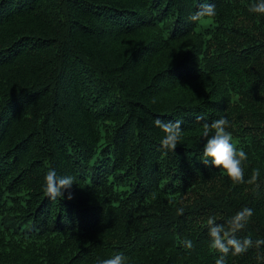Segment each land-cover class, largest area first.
Instances as JSON below:
<instances>
[{
    "label": "trees",
    "instance_id": "16d2710c",
    "mask_svg": "<svg viewBox=\"0 0 264 264\" xmlns=\"http://www.w3.org/2000/svg\"><path fill=\"white\" fill-rule=\"evenodd\" d=\"M253 2L0 0V264L117 253L215 264L207 217L226 223L245 207L254 214L237 237L264 239V15ZM204 3L216 16L190 22ZM221 116L259 188L200 162L202 124ZM177 118L183 136L164 152L154 121ZM50 169L76 180L55 201ZM258 252L227 264H264Z\"/></svg>",
    "mask_w": 264,
    "mask_h": 264
},
{
    "label": "clouds",
    "instance_id": "9594fccd",
    "mask_svg": "<svg viewBox=\"0 0 264 264\" xmlns=\"http://www.w3.org/2000/svg\"><path fill=\"white\" fill-rule=\"evenodd\" d=\"M248 11L253 14L264 15V0H254L249 6ZM216 16V8L214 4L204 3L199 10L189 16V21L194 24H201ZM204 120L202 115H198L196 122L199 124ZM182 119L175 120H161L154 121L155 127L162 131L163 138L160 141L162 151H175L178 143L183 136ZM230 122L225 117L221 116L219 119L212 121L210 124L205 122L202 124V135L206 139L203 146L202 155L199 158L200 162L205 166L220 169L223 174L234 183L249 185H256L260 171L254 169L251 172L250 178L245 181L244 163L248 156L246 152L232 143L233 137L228 128ZM76 183L75 177L58 176L54 169H50L45 176V194L52 201L57 198H64V192L70 190L72 185ZM71 200L72 194L69 192L67 197ZM178 214H183V209H179ZM253 209L245 207L237 212L234 216L227 220L226 223H217L216 216H208L206 219V226L208 228L209 248L219 253L215 264H227L226 257L231 253L233 256H239L247 253L249 249H260L264 245V239L252 240L251 236L238 238L237 233L245 229L253 216ZM186 249H192L193 244L191 240L182 241ZM257 259H264V254L257 253ZM128 258L123 253H117L114 256L99 261V264H127Z\"/></svg>",
    "mask_w": 264,
    "mask_h": 264
},
{
    "label": "rangeland",
    "instance_id": "374dc122",
    "mask_svg": "<svg viewBox=\"0 0 264 264\" xmlns=\"http://www.w3.org/2000/svg\"><path fill=\"white\" fill-rule=\"evenodd\" d=\"M207 23H210V20H207V21L204 22V24H207Z\"/></svg>",
    "mask_w": 264,
    "mask_h": 264
}]
</instances>
